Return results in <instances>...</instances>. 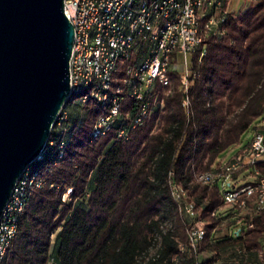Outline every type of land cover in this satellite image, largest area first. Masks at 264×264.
Returning <instances> with one entry per match:
<instances>
[{"label":"trees","instance_id":"16d2710c","mask_svg":"<svg viewBox=\"0 0 264 264\" xmlns=\"http://www.w3.org/2000/svg\"><path fill=\"white\" fill-rule=\"evenodd\" d=\"M222 1L226 9L228 0ZM222 28L223 35L207 40L199 76L189 86V109L174 76L165 108L127 141L113 134L92 140L102 108L93 99L78 100L70 114L73 98L68 101L62 111L65 155L58 159L56 145L49 146L34 164L49 168L48 185L30 196L4 264H48L51 258L54 264H192L189 252H180L188 235L171 179L188 189L211 222L201 251L234 253L238 264L258 260L264 213L239 235L216 238L219 221L211 213L222 204L220 187L202 185L195 175L219 166L220 156L240 144L250 127L264 131L256 125L264 121V0L230 12ZM56 133L54 128L51 138ZM66 186L74 193L63 202L57 194Z\"/></svg>","mask_w":264,"mask_h":264},{"label":"built area","instance_id":"2783aa9c","mask_svg":"<svg viewBox=\"0 0 264 264\" xmlns=\"http://www.w3.org/2000/svg\"><path fill=\"white\" fill-rule=\"evenodd\" d=\"M222 7V0H65L64 12L75 29L70 59L73 101L93 99L102 108L92 140L108 134L129 140L165 108L174 76L185 94L183 105L189 109V86L199 76L207 40L224 34L222 25L230 12ZM62 111L54 127L56 136L47 145H56L58 159L64 157L67 146V114ZM234 147L213 171L195 175L202 185H219L222 204L211 216L219 221L215 231L227 230L228 237L252 228L254 218L264 213V131L255 129L249 144ZM41 160L43 155L37 163ZM48 172L45 163L41 168L32 165L17 182L0 219V264L13 247L33 191L48 185ZM169 186L188 235L180 252H189L192 264H218L217 259L201 258L211 222L188 189L173 179ZM73 193L74 188L66 186L62 196L68 199L63 201H71ZM257 255L258 260L249 264H264V238ZM54 263L53 258L48 262Z\"/></svg>","mask_w":264,"mask_h":264},{"label":"water","instance_id":"95a60500","mask_svg":"<svg viewBox=\"0 0 264 264\" xmlns=\"http://www.w3.org/2000/svg\"><path fill=\"white\" fill-rule=\"evenodd\" d=\"M65 0H0V219L72 99Z\"/></svg>","mask_w":264,"mask_h":264},{"label":"rangeland","instance_id":"374dc122","mask_svg":"<svg viewBox=\"0 0 264 264\" xmlns=\"http://www.w3.org/2000/svg\"><path fill=\"white\" fill-rule=\"evenodd\" d=\"M228 1H229V6L227 5L228 8H226V9L229 12H233V13L234 12H238V11L239 12L243 11L250 4H253V3L257 2V0H228ZM77 101L78 100H74V101H72L69 104L68 111H69L70 114H74L75 113V108H76L75 104L77 103ZM256 125L257 126L264 125V121L263 120H259V121L256 122ZM254 130L255 129L252 126V127H250V129H248L244 133V135L242 136L240 144H238V145H236V147H234L235 150H237L238 148L246 146L247 144H249V142H250V140L252 138V135L254 133ZM231 150L232 149L227 150L224 154H222L220 156L219 163H221L229 155V152H231ZM67 187H69V186H67ZM57 196L60 197L62 201L65 198L68 199L67 196H62V195L60 196L59 194H57ZM227 234H228L227 230L220 229V230L215 232V237L216 238H221V237L226 236ZM52 245H53L52 246V252H53L54 256H56L55 254H56L57 247H58V234H55L52 237ZM259 250L260 249H257V250H255V252L258 253ZM152 253H154V249H152ZM201 258L204 259V260H208V259L212 258L213 260H210L211 262H213V261L216 262L218 260V262H217L218 264H238L239 263V258L234 253H231V252H228V253L222 252L221 254H219V252H216V251H214V252H212V251H203V253L201 255ZM215 259H217V260L215 261Z\"/></svg>","mask_w":264,"mask_h":264},{"label":"crops","instance_id":"0c3cea01","mask_svg":"<svg viewBox=\"0 0 264 264\" xmlns=\"http://www.w3.org/2000/svg\"><path fill=\"white\" fill-rule=\"evenodd\" d=\"M228 6H229V2H228V4H227ZM228 8V7H227Z\"/></svg>","mask_w":264,"mask_h":264}]
</instances>
